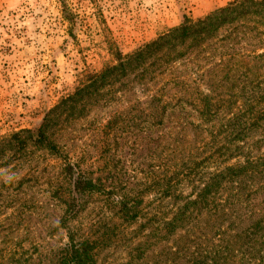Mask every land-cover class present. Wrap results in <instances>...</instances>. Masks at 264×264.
<instances>
[{
  "label": "rangeland",
  "instance_id": "obj_1",
  "mask_svg": "<svg viewBox=\"0 0 264 264\" xmlns=\"http://www.w3.org/2000/svg\"><path fill=\"white\" fill-rule=\"evenodd\" d=\"M232 1L80 0L69 28L58 0H0V264H54L70 237L94 244L96 264H264L263 177L229 197L224 213L201 206L174 231L164 224L215 168L207 147L196 149L208 136L196 128L202 96L222 99L221 120L247 121L263 100L264 16L62 108L84 73L116 64L114 50L131 53ZM260 133L254 155L264 153ZM69 163L104 188L86 194L74 217Z\"/></svg>",
  "mask_w": 264,
  "mask_h": 264
},
{
  "label": "trees",
  "instance_id": "obj_2",
  "mask_svg": "<svg viewBox=\"0 0 264 264\" xmlns=\"http://www.w3.org/2000/svg\"><path fill=\"white\" fill-rule=\"evenodd\" d=\"M62 16L69 28L77 24L81 8L80 0H58ZM250 15L264 16V0H234L224 7L217 8L205 17H185L177 27L169 29L158 39L145 44L135 51L123 54L120 50H114L113 56L116 64L107 65L100 71L86 72L82 75L76 90L64 101L65 109H74L78 103L98 94L102 89L115 84L120 76L126 77L135 72L144 71L152 64L160 68L170 65L173 61L182 58L191 44H203L216 32L228 25L238 22ZM253 118L247 121L235 120L233 117L221 120L219 116L224 112L222 99H215L213 95L202 96V107L198 112L197 129L207 133V143H199L196 149H206L209 153L206 158L215 166L207 173V181L199 190L195 198L189 197L186 202L174 205V213L165 227L174 231L180 228L184 222H189L193 213L201 214L210 212L215 215L225 212V203L231 198L241 197L244 185L260 183L264 178V153L254 155L251 136L257 130L264 136V92ZM50 112L46 114L42 125L38 128L36 140L41 142L48 139L47 133L53 125V117ZM59 113V112H58ZM110 123L106 126L110 127ZM211 136L212 139L208 140ZM224 159L221 165L218 159ZM233 158H242L238 164H227ZM227 164V165H226ZM66 174L72 182V190L67 201V215L74 217L81 210L84 196L94 191L103 190L101 180H93L87 176L80 167L75 164H67ZM103 188V189H102ZM168 193L175 194L171 189ZM175 196V195H174ZM201 206L205 209L201 210ZM124 208L128 213L134 212L128 204ZM95 246L91 241H76L70 237L69 243L59 250L54 264H96Z\"/></svg>",
  "mask_w": 264,
  "mask_h": 264
}]
</instances>
